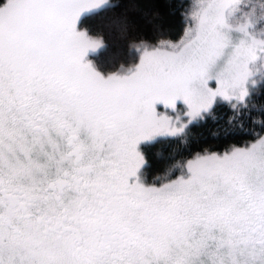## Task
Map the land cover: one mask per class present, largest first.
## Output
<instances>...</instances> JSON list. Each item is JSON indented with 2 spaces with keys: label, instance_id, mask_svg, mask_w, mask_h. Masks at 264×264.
<instances>
[{
  "label": "snow or ice",
  "instance_id": "snow-or-ice-1",
  "mask_svg": "<svg viewBox=\"0 0 264 264\" xmlns=\"http://www.w3.org/2000/svg\"><path fill=\"white\" fill-rule=\"evenodd\" d=\"M109 7L0 0V264H264V119L166 180L140 148L264 92V0H189L182 38L114 72L82 26Z\"/></svg>",
  "mask_w": 264,
  "mask_h": 264
},
{
  "label": "trees",
  "instance_id": "trees-1",
  "mask_svg": "<svg viewBox=\"0 0 264 264\" xmlns=\"http://www.w3.org/2000/svg\"><path fill=\"white\" fill-rule=\"evenodd\" d=\"M110 3L119 7L98 9L82 17L83 28L90 29L103 43L98 52L88 57L105 72L121 70V66L135 61L132 46L140 37L179 39L187 25L184 16L189 0H110ZM261 105L264 92L258 89L247 109L234 111L223 103L193 123L187 132L143 143L141 148L148 162L147 181L166 180V173L174 164L191 159L196 153L242 146L251 138L239 135L238 129H247L253 120L264 119L257 110Z\"/></svg>",
  "mask_w": 264,
  "mask_h": 264
},
{
  "label": "rangeland",
  "instance_id": "rangeland-1",
  "mask_svg": "<svg viewBox=\"0 0 264 264\" xmlns=\"http://www.w3.org/2000/svg\"><path fill=\"white\" fill-rule=\"evenodd\" d=\"M253 19H254V22H255V17H254ZM187 26H188V25H186L185 29L187 28ZM261 27H264V21H260L259 23L256 24V30L259 31V29H260ZM184 31H185V30H184ZM183 34H184V33H183ZM182 37H183V35H182L180 38H182ZM102 47H103V46H102ZM102 47H101V48H102ZM101 48H100V49H101ZM98 51H99V50H98ZM98 51H97V52H98ZM89 54H92V53L90 52ZM89 54H88V55H89ZM88 55L85 57V59H86V60H91V61H92V59H90V57H88ZM158 107H159V105H158ZM206 115H207V114H206ZM206 115H205V116H206ZM205 116H203L202 118H200V119H198V120H195V121H193L192 123L188 124V126L185 128V130H184L182 133L187 132L193 123L202 120ZM180 134H181V133H180ZM163 137H167V136H160V137L156 138L155 140H157V139H159V138H163ZM155 140H153V141H155ZM153 141H151V142H153ZM143 143H147V142H142L141 145H142ZM141 145H140V148H141ZM238 147H240V146H238ZM141 150H142V148H141Z\"/></svg>",
  "mask_w": 264,
  "mask_h": 264
}]
</instances>
